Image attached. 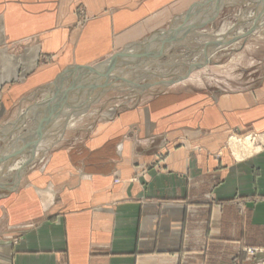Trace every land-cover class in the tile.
Here are the masks:
<instances>
[{"label":"crops","instance_id":"1","mask_svg":"<svg viewBox=\"0 0 264 264\" xmlns=\"http://www.w3.org/2000/svg\"><path fill=\"white\" fill-rule=\"evenodd\" d=\"M198 1L0 0V264L264 262V151L238 157L230 145L235 131H264V60L257 81L232 72L240 85L227 90L172 86L115 116L102 106L85 133L56 132L77 106L79 73L62 82L65 69L103 61ZM24 130L23 148L7 145ZM247 248L260 251L249 260Z\"/></svg>","mask_w":264,"mask_h":264},{"label":"rangeland","instance_id":"2","mask_svg":"<svg viewBox=\"0 0 264 264\" xmlns=\"http://www.w3.org/2000/svg\"><path fill=\"white\" fill-rule=\"evenodd\" d=\"M191 9L195 12L190 21L205 23L199 27L181 31L176 38L166 42L162 38L163 35L158 33L165 31L170 36L173 29L178 28L185 21L186 14ZM188 11L179 15L174 23L165 29L153 32L140 42L124 47L103 61L85 65L101 71V74L84 75L88 73L83 69H75L73 66L65 69L58 80L70 82L69 75L79 73L75 78H73L74 75L71 77L75 82L72 86L75 85L79 89L77 95L71 99L77 106L57 116V119L60 117V124L56 126L59 138H64L66 133L75 130H78L76 131L78 134L85 133L86 128L89 129L91 126H87L86 123L98 117L99 113L103 112L104 105L110 106V111L115 112L112 116H115L124 108L123 105L144 102L155 93L176 85L180 87L200 84L209 86L214 91L227 90L232 86L240 85L230 78L232 72L234 77L239 75L242 80L257 81L260 77L258 75H261L258 71L261 70L262 60H264V23L260 24L264 21V1L200 0ZM152 37H158L159 40L152 42L150 41ZM118 53H123L125 56L119 57L117 64L106 72L105 67ZM137 54L142 56L135 57ZM151 56L154 57L151 58ZM247 70L250 72L245 73ZM255 72L257 74H254ZM84 85H89L87 91L83 88ZM91 85L95 86L91 87ZM23 133H27L26 137L18 135L7 145L16 149L23 148L25 142L22 139L32 137L28 136L27 130ZM33 136L36 139L29 140L24 149H29L31 153L36 154L41 149L38 141L41 135L35 132ZM231 136L238 139L250 137L253 146L257 148L256 151H264V131L243 134L235 131ZM51 145L53 142H47L46 148ZM5 146L6 143L0 142V151ZM36 159L37 156H31L25 161L24 167L20 165L21 169L14 173L17 183L22 176L20 170L32 165ZM7 162L9 158H0V187L6 186L2 184L1 179L9 176V172H3L2 167ZM6 187L7 191L0 190V194L9 193V186ZM245 251L251 260V257L255 256L260 249L247 248Z\"/></svg>","mask_w":264,"mask_h":264},{"label":"water","instance_id":"3","mask_svg":"<svg viewBox=\"0 0 264 264\" xmlns=\"http://www.w3.org/2000/svg\"><path fill=\"white\" fill-rule=\"evenodd\" d=\"M264 1V0H263ZM201 5V4H198ZM195 10L191 9L190 11H188V13L186 14V19L185 21L182 22V24L180 26H178V28L173 29V31L170 33V36L167 35V33L164 32H160L158 33L159 35H163V39L166 40V42L174 39L177 37V35L181 32V31H187L196 27H199L201 24L205 23V22H194L192 23L190 21L191 16L194 14ZM168 36V37H167ZM159 38L158 37H152L150 39V41H158ZM125 56V54L123 53H118L117 55H115L114 57H112V60L108 63V65L105 67V71L108 72L110 71L119 61V57ZM142 56V54H137L135 55V57L140 58ZM75 69H83L84 71H86L87 73H97V74H101L102 72L94 69L92 67H87V66H77L75 67ZM74 70V69H72ZM95 85H91V87H94ZM43 131V127H39L38 130L36 131L37 135H40L41 132Z\"/></svg>","mask_w":264,"mask_h":264},{"label":"bare ground","instance_id":"4","mask_svg":"<svg viewBox=\"0 0 264 264\" xmlns=\"http://www.w3.org/2000/svg\"><path fill=\"white\" fill-rule=\"evenodd\" d=\"M264 21H262L260 24H263ZM225 34V33H224ZM134 50V49H133ZM154 57V56H153ZM151 56V58H153ZM147 59V58H146ZM210 59V58H209ZM205 60V58H204ZM194 65V64H193ZM87 75H91L88 73ZM181 79V78H180ZM154 84V83H153ZM79 86V85H78ZM86 93V92H85ZM59 101V100H58ZM46 128V127H45ZM34 135V134H33ZM36 139V138H35ZM230 145L237 154L238 157H241L242 155L250 154L257 150L255 146H253V143L250 140V137L246 139H238L237 137H232L230 141ZM37 149V148H36ZM21 169V168H20ZM23 171V170H20ZM4 172V171H3ZM20 178V177H19ZM19 182V181H18ZM6 188V187H4Z\"/></svg>","mask_w":264,"mask_h":264}]
</instances>
